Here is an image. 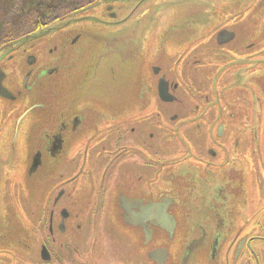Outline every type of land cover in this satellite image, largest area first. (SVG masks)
I'll return each instance as SVG.
<instances>
[{
    "label": "flooded vegetation",
    "instance_id": "1",
    "mask_svg": "<svg viewBox=\"0 0 264 264\" xmlns=\"http://www.w3.org/2000/svg\"><path fill=\"white\" fill-rule=\"evenodd\" d=\"M258 20L219 8L157 38L131 68L132 103L91 101L80 24L47 51L20 42L33 32L3 44L0 264H264Z\"/></svg>",
    "mask_w": 264,
    "mask_h": 264
},
{
    "label": "rangeland",
    "instance_id": "2",
    "mask_svg": "<svg viewBox=\"0 0 264 264\" xmlns=\"http://www.w3.org/2000/svg\"><path fill=\"white\" fill-rule=\"evenodd\" d=\"M34 1L37 3L32 6ZM249 5L257 9L261 28L264 26V0H0V31H8L0 35V47L33 32L32 40L37 41L29 46L47 51L58 43L62 29L80 24L75 29L80 28L84 34L93 30L86 44L88 65L93 66L91 81L87 84L91 101L93 93L99 92L103 97L114 94L119 100L125 95L126 101L132 103L136 93L128 94L129 88L134 90L135 86L130 80L131 68L143 60L146 49L158 45L157 38L163 37V42L165 39L170 42L183 28L201 31L206 11L217 12L227 7L243 9ZM111 12L118 14L120 21L112 25L103 23L111 19ZM36 17L41 20L38 22ZM81 19L84 20L78 21ZM63 24L66 26L62 29L50 31ZM46 32L49 34L37 37ZM7 35L12 38L3 40ZM30 37L26 35L19 40L25 42ZM190 97L184 100L187 106L199 100L198 95ZM258 130L261 134L262 127ZM21 192L15 193L19 205H22L19 199H24ZM21 226L19 230L24 234L25 221Z\"/></svg>",
    "mask_w": 264,
    "mask_h": 264
},
{
    "label": "trees",
    "instance_id": "3",
    "mask_svg": "<svg viewBox=\"0 0 264 264\" xmlns=\"http://www.w3.org/2000/svg\"><path fill=\"white\" fill-rule=\"evenodd\" d=\"M35 3H37V2L34 1V2L32 3V6H35ZM77 9H80V8H77ZM51 11H52V10H49L48 14H51V13H52ZM36 18H37V17H36ZM37 20H38V22H39V21L41 20V18L38 17ZM46 21H47V20H44L43 22H46ZM43 22H42V23H43ZM10 31H12V30H10ZM6 32H8V31H7V30H5V31H4V30H1V31H0V35L3 36ZM11 38H12V37H10V35H9V36L7 35V36L5 37V39H3V40H6V39L9 40V39H11Z\"/></svg>",
    "mask_w": 264,
    "mask_h": 264
},
{
    "label": "water",
    "instance_id": "4",
    "mask_svg": "<svg viewBox=\"0 0 264 264\" xmlns=\"http://www.w3.org/2000/svg\"><path fill=\"white\" fill-rule=\"evenodd\" d=\"M89 19H93V18H89ZM82 20H84V19H81V20H78V21H82ZM64 26H66V25H61L60 27H58V28H54V29H51L50 31L52 32H55V31H58V30H60V29H62ZM49 34V32H46V33H43V34H41L40 36H37V37H42V36H44V35H48ZM30 37V36H29ZM36 37V38H37ZM33 39V36L31 35V37H30V40H32ZM28 40V39H27ZM27 40L25 41V42H27Z\"/></svg>",
    "mask_w": 264,
    "mask_h": 264
}]
</instances>
